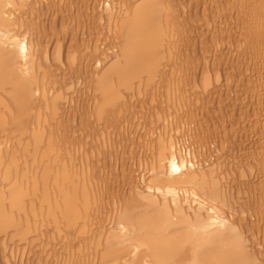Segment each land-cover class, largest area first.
Segmentation results:
<instances>
[{
  "label": "bare ground",
  "instance_id": "6f19581e",
  "mask_svg": "<svg viewBox=\"0 0 264 264\" xmlns=\"http://www.w3.org/2000/svg\"><path fill=\"white\" fill-rule=\"evenodd\" d=\"M0 264H264V0H0Z\"/></svg>",
  "mask_w": 264,
  "mask_h": 264
}]
</instances>
